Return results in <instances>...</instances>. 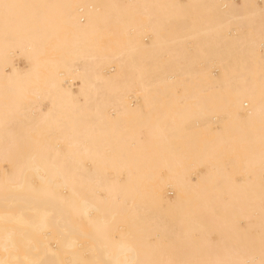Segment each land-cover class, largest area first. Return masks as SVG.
Returning a JSON list of instances; mask_svg holds the SVG:
<instances>
[{
  "label": "bare ground",
  "instance_id": "6f19581e",
  "mask_svg": "<svg viewBox=\"0 0 264 264\" xmlns=\"http://www.w3.org/2000/svg\"><path fill=\"white\" fill-rule=\"evenodd\" d=\"M260 2L0 0V264H264Z\"/></svg>",
  "mask_w": 264,
  "mask_h": 264
},
{
  "label": "rangeland",
  "instance_id": "374dc122",
  "mask_svg": "<svg viewBox=\"0 0 264 264\" xmlns=\"http://www.w3.org/2000/svg\"><path fill=\"white\" fill-rule=\"evenodd\" d=\"M236 1L239 2L240 0H236ZM260 1H261V0H259V3H262V2H260ZM146 41H148V40H146ZM16 62H17L19 65H21V66H23V65L25 64V60H24L23 58H19V59L17 58V59H16ZM215 72H217V71L215 70ZM174 192H175V191H174L173 189L171 190V189L168 188L166 194H167V196H169V197H173V196H174ZM83 243H84V242L82 241V243H81L82 245H81L80 247L84 246ZM84 244H85V243H84ZM20 245H21V244H20ZM22 246H23V245H22ZM22 246H21V248H22V250H23V247H22ZM18 247H19V246H18ZM19 248H20V247H19ZM21 248H20V249H21ZM82 248H83V247H82ZM20 249H19V250H20ZM1 253H3V252H0V254H1Z\"/></svg>",
  "mask_w": 264,
  "mask_h": 264
}]
</instances>
